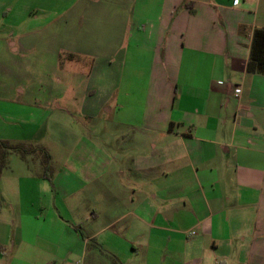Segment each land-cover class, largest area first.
<instances>
[{"label":"crops","instance_id":"0c3cea01","mask_svg":"<svg viewBox=\"0 0 264 264\" xmlns=\"http://www.w3.org/2000/svg\"><path fill=\"white\" fill-rule=\"evenodd\" d=\"M5 7L8 54L32 55L57 78L39 98L0 86L43 109L27 137L0 135L31 149L0 167V264H264V75L246 71L264 0ZM66 91L81 116L104 113L117 127L114 149L65 131L77 124L57 104ZM53 131L86 163L64 167L63 181L39 164L38 142Z\"/></svg>","mask_w":264,"mask_h":264},{"label":"rangeland","instance_id":"374dc122","mask_svg":"<svg viewBox=\"0 0 264 264\" xmlns=\"http://www.w3.org/2000/svg\"><path fill=\"white\" fill-rule=\"evenodd\" d=\"M3 10L1 12L0 9V86L6 88H12L14 85L26 86L30 88L31 94L39 98L38 94L41 93V96H43L45 93L46 89L44 88L47 80H54L57 77L51 76V74L46 75L44 62H36L37 60L32 55L22 54L20 50L16 53L8 54L7 49L9 45L6 44L5 40L8 39L11 32L3 25L4 16L8 11V7H5ZM11 42L12 40H9V43ZM66 61V56L63 55L61 62L65 64ZM23 65L26 66L25 72L21 71V66ZM66 69L69 70V66H66ZM13 75H16V77ZM26 75H30L31 78L26 77ZM66 89H69V87L65 85L64 90ZM73 96L74 94L72 95V93L66 91L65 97L62 100H57V104L68 109L70 112H75L76 115L77 124L74 126H63L65 131H74L73 133L77 136L81 133L89 135L94 144V148L98 150H101L102 147L114 149L115 147L112 146L113 141H110L109 137H112L114 133L118 132L117 127L107 125L104 113L94 120L81 116L84 109L81 105L79 106V102L82 101L80 99L78 101L77 99L73 100ZM20 97L21 95L17 92L6 93V95L0 94V115L4 119L7 118V120H4L5 123L0 121V135L13 138L27 137L26 132L28 129L37 128L39 122L43 119V109L40 108L39 101L24 104L32 105V108H23L20 107L23 106L20 104ZM48 133L49 137L38 142L43 147V149H40L39 156L41 161L39 164L47 166V174L50 175L51 179L57 176V181H63L66 175H70L68 171L63 170L64 167L67 170L73 167H85L86 163L77 162L79 161L78 159L75 162V157L67 152L66 147H63V144H68V142L61 140L55 141L53 140V138H57L55 132ZM18 145L23 146V144ZM30 150V148H25L27 153ZM18 156L20 155L18 154ZM67 180H71V178ZM84 230L85 228L83 227L81 232L84 233Z\"/></svg>","mask_w":264,"mask_h":264},{"label":"trees","instance_id":"16d2710c","mask_svg":"<svg viewBox=\"0 0 264 264\" xmlns=\"http://www.w3.org/2000/svg\"><path fill=\"white\" fill-rule=\"evenodd\" d=\"M246 71L264 75V29H256L253 32L249 60L246 65ZM17 153L21 158H25L27 152L21 145H9L0 141V167L4 166L8 154ZM47 166H45V170Z\"/></svg>","mask_w":264,"mask_h":264},{"label":"built area","instance_id":"2783aa9c","mask_svg":"<svg viewBox=\"0 0 264 264\" xmlns=\"http://www.w3.org/2000/svg\"><path fill=\"white\" fill-rule=\"evenodd\" d=\"M233 93L235 96H238L240 94V89L236 88Z\"/></svg>","mask_w":264,"mask_h":264}]
</instances>
